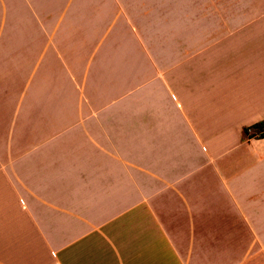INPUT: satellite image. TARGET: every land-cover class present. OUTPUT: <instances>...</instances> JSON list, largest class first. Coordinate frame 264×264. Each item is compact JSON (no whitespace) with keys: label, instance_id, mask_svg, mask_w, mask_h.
<instances>
[{"label":"crops","instance_id":"obj_1","mask_svg":"<svg viewBox=\"0 0 264 264\" xmlns=\"http://www.w3.org/2000/svg\"><path fill=\"white\" fill-rule=\"evenodd\" d=\"M264 0H0V264H264Z\"/></svg>","mask_w":264,"mask_h":264},{"label":"trees","instance_id":"obj_2","mask_svg":"<svg viewBox=\"0 0 264 264\" xmlns=\"http://www.w3.org/2000/svg\"><path fill=\"white\" fill-rule=\"evenodd\" d=\"M249 130H259L260 132L262 131V133L257 134V135H258V138H264V123H259V124L251 126L250 128H245L243 130V134L247 136V138L250 139V138H253L254 136H248Z\"/></svg>","mask_w":264,"mask_h":264},{"label":"rangeland","instance_id":"obj_3","mask_svg":"<svg viewBox=\"0 0 264 264\" xmlns=\"http://www.w3.org/2000/svg\"><path fill=\"white\" fill-rule=\"evenodd\" d=\"M260 133H262V131L260 132L259 130H249L248 131V136H254L253 138H258L257 134H260ZM245 137L247 138V136H245ZM247 139H249V138H247Z\"/></svg>","mask_w":264,"mask_h":264}]
</instances>
